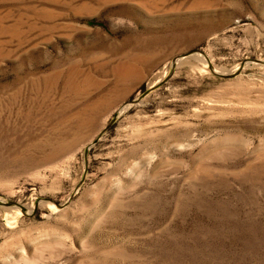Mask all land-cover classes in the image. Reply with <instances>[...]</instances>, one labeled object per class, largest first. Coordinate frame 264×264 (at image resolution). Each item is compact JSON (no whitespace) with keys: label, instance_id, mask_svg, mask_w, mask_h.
<instances>
[{"label":"rangeland","instance_id":"rangeland-1","mask_svg":"<svg viewBox=\"0 0 264 264\" xmlns=\"http://www.w3.org/2000/svg\"><path fill=\"white\" fill-rule=\"evenodd\" d=\"M0 264H264V0H0Z\"/></svg>","mask_w":264,"mask_h":264},{"label":"water","instance_id":"water-1","mask_svg":"<svg viewBox=\"0 0 264 264\" xmlns=\"http://www.w3.org/2000/svg\"><path fill=\"white\" fill-rule=\"evenodd\" d=\"M184 55H186V54H181L180 56H178V57H183ZM216 74H218V75H221V76H226L225 74H220V73H218V72H215Z\"/></svg>","mask_w":264,"mask_h":264}]
</instances>
